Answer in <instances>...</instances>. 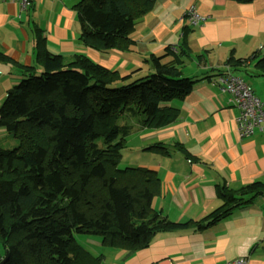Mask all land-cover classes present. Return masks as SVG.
<instances>
[{
  "label": "trees",
  "instance_id": "16d2710c",
  "mask_svg": "<svg viewBox=\"0 0 264 264\" xmlns=\"http://www.w3.org/2000/svg\"><path fill=\"white\" fill-rule=\"evenodd\" d=\"M155 3L80 0L74 5L79 39L96 51L131 50L135 23ZM187 30L186 24L178 51L168 47L166 53L144 59L151 71L143 75L139 68L122 74L84 54L52 52L36 30L40 71L22 66L26 75L0 104V127L16 141L10 147L0 144L3 264H104V255L87 253L75 234L99 236L101 245L127 257L147 247L157 233L203 229L264 196L263 181L236 188L218 184L220 206L201 219L174 222L151 207L159 186L156 172L118 166L134 127L173 122L178 109L170 102L182 100L193 88L195 80L179 67L187 54ZM0 59H6L1 52ZM248 60L229 56L225 63L238 68ZM254 66L264 76V57ZM145 149L169 152L162 143Z\"/></svg>",
  "mask_w": 264,
  "mask_h": 264
},
{
  "label": "crops",
  "instance_id": "0c3cea01",
  "mask_svg": "<svg viewBox=\"0 0 264 264\" xmlns=\"http://www.w3.org/2000/svg\"><path fill=\"white\" fill-rule=\"evenodd\" d=\"M79 1L31 0L24 10L17 1L0 0V52L6 57L0 59V104L7 90L26 75L22 66L40 70L35 59L37 29L52 52L65 57L84 54L122 74L139 68L138 75H143L151 71L144 61L150 54L161 55L168 47L178 51L187 24V54L179 67L195 80L194 86L182 100L170 102L178 109L173 122L159 128L134 127L126 136L123 150L130 155L124 159L122 153L125 167L156 172L159 186L151 207L174 222L201 219L220 206L218 184L236 188L264 182V132L240 137L238 110L214 82L226 70L229 56L250 57L241 67H229L233 74L252 68L260 74L254 63L264 57V0H156L135 23L128 51H96L82 44L74 8ZM190 6L204 17L194 25L183 17ZM5 135L0 127V137ZM154 143L166 145L169 152L145 149ZM237 257L264 264V196L203 229L157 233L147 247L127 257L121 252L120 259H114L118 263L112 264H221Z\"/></svg>",
  "mask_w": 264,
  "mask_h": 264
},
{
  "label": "built area",
  "instance_id": "2783aa9c",
  "mask_svg": "<svg viewBox=\"0 0 264 264\" xmlns=\"http://www.w3.org/2000/svg\"><path fill=\"white\" fill-rule=\"evenodd\" d=\"M17 1L21 9H27L31 0ZM184 19L194 25L203 20V16L190 6L186 9ZM215 84L222 92L230 95L232 105L238 110L235 117L236 130L240 137H247L255 132H264V102H262L245 83L242 77L233 74L228 66L226 70L214 78ZM221 264H248L245 257H237Z\"/></svg>",
  "mask_w": 264,
  "mask_h": 264
},
{
  "label": "rangeland",
  "instance_id": "374dc122",
  "mask_svg": "<svg viewBox=\"0 0 264 264\" xmlns=\"http://www.w3.org/2000/svg\"><path fill=\"white\" fill-rule=\"evenodd\" d=\"M252 69H251V72L249 70L247 71L242 70L240 72H237L236 74L241 75L245 83L248 86H250V89L252 87V89L258 95V98L262 102H264V76L258 74V71L256 72ZM39 71L40 70H38L37 72ZM4 132L6 134L5 137L4 138L0 137L1 145L10 147L12 144L16 143V141L13 139V137L8 132L6 131ZM122 153H123L124 159L127 158L128 155H130V152L128 151V149L123 150ZM124 159L122 158L120 159L119 165H118L119 167H125ZM75 238L78 241V243L81 245L82 249L85 250L90 255L96 256L99 254H103L105 256L104 264H112L113 262L118 263V261L115 262L114 259L117 258V260H119L120 258H118V256L121 254L122 251H120L117 248L101 245V239L99 236L91 235V234H75ZM1 256H2V248L0 247V257Z\"/></svg>",
  "mask_w": 264,
  "mask_h": 264
},
{
  "label": "water",
  "instance_id": "95a60500",
  "mask_svg": "<svg viewBox=\"0 0 264 264\" xmlns=\"http://www.w3.org/2000/svg\"><path fill=\"white\" fill-rule=\"evenodd\" d=\"M6 259H7V255H5V256L3 257V259L0 261V264H3V263L6 261Z\"/></svg>",
  "mask_w": 264,
  "mask_h": 264
},
{
  "label": "clouds",
  "instance_id": "9594fccd",
  "mask_svg": "<svg viewBox=\"0 0 264 264\" xmlns=\"http://www.w3.org/2000/svg\"><path fill=\"white\" fill-rule=\"evenodd\" d=\"M2 259H3V257L1 256V257H0V261H1Z\"/></svg>",
  "mask_w": 264,
  "mask_h": 264
}]
</instances>
